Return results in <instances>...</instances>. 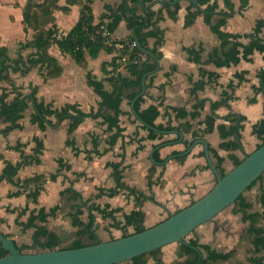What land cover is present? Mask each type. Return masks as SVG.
I'll return each instance as SVG.
<instances>
[{"label": "crops", "instance_id": "1", "mask_svg": "<svg viewBox=\"0 0 264 264\" xmlns=\"http://www.w3.org/2000/svg\"><path fill=\"white\" fill-rule=\"evenodd\" d=\"M26 2L27 0H0V46L6 47L10 57H15L20 43L31 40L36 32L32 27L26 29L23 24L22 11ZM126 2L127 0H92L90 6L95 21L105 13L120 10ZM181 2L183 6L178 10L176 19H171L164 13L163 18L157 22V28L161 30L160 41L158 42L156 37L147 39L149 47L156 48L160 55L158 57L154 55L156 59L147 55L156 65L147 75L150 78L145 79V86L146 82L149 84L141 98L139 97L137 104L140 109L156 104L160 111L156 119L157 123L170 121L172 125L177 126L189 121L194 130L203 129L205 116L214 112L216 114L214 128L202 137L208 144L210 154L215 152L224 158L222 166L227 172L234 166L232 157L241 160L264 139V131L261 134L255 131L261 122L264 124V91L254 89L259 86L258 71L264 66V59L261 52L254 51L249 60L240 59L235 65L216 66L212 62H205L211 54L222 53L228 45H223L222 39L211 30L202 15H198L191 25L184 26L183 19L186 12L184 6L188 1ZM232 2L233 9L230 12L224 0H210L211 4L216 5L211 23H217L222 17L221 13H228L226 23L221 27L222 30L238 36L245 43L247 39L243 37L244 33L252 30L256 19H264V0H248L246 7L240 12L238 11L240 0H232ZM57 4L59 7H67L66 9L52 8L55 34L60 37L65 35L77 21L81 4L67 3L66 0H57ZM159 6V2H156L153 7ZM48 26L49 24L46 28ZM131 33L133 31L127 28L124 21H121L110 35L113 39H124ZM190 49L200 50V63L190 59L188 53ZM33 50V47H27L22 49L21 53L27 55ZM46 51L57 60L61 68L59 73L43 76L38 67H33L24 75L11 73L7 80L0 83V87L10 89V84L13 83L20 87L26 96L29 94L31 85H36L38 99L52 102L54 106H60L65 102H78L87 112L91 107L96 109L99 100L98 95L86 83L87 71H90L97 79L104 78L106 73L130 76L127 67L123 64L113 70L108 64L104 67V63L113 56L105 51H100L95 57L86 54L82 65L77 64L69 54L62 52L55 43L51 42ZM202 67L216 72L217 76L209 77L205 74L202 77ZM202 81L203 87L194 89V86ZM130 92L131 89L124 91L120 104L123 111L119 114L122 134L113 147L101 155L94 154L90 136L98 135L100 150L107 147L105 139L110 132L105 131L106 124L102 123L101 117H85L70 135L67 134V119L55 127L47 126L45 129H40L36 123L31 122V114L34 112L32 102L19 119L21 128H11L4 132L9 122L0 118V173L5 160L18 164L22 162V154L33 155L34 136H38L43 141L39 161L21 164L13 176L15 181H22L34 175L47 178L37 203L28 200L27 190H23L19 185L6 178L0 180V231L13 239L18 247L23 248L33 243L34 228L23 230L15 220L18 210L25 205L28 206V210L20 216L19 221H26L29 210L32 208L44 206L47 209L55 204L60 206L57 215L50 217L46 223L36 221L47 230V234L40 237V243L47 241L52 244L57 238L59 240L57 245H59L70 237L61 232L63 228L69 230L76 227L72 226L69 213L76 210L80 200L71 193H60L69 186L79 191L82 199L90 198L89 203L101 206L108 203L110 207H117L119 210L116 213V220L120 225L123 223L124 213L141 209L144 212L143 223L149 227L201 197L214 185L216 177L211 168L206 167V158L199 154L203 146L198 143L182 161H177L173 157L162 164L154 163L156 167L152 180L155 182L148 187L147 174L153 163L149 158L152 147L163 139L174 138L175 135L163 134L160 139L140 140V137L147 135V131L139 127L140 121L131 112L127 98ZM12 96L13 94H10L8 98ZM202 99L205 100L204 108L194 119L189 116L179 118L171 110L175 107L191 111L195 103ZM221 99L225 103L212 110L210 104ZM239 115L244 116V119L239 120ZM239 124L242 127L231 136L220 137V128ZM184 136L189 138L190 134H184ZM68 137L73 139V146L65 143ZM18 143L22 145L19 149H15ZM182 148L183 145L179 143L164 145L159 153L161 157H167L172 150ZM59 158L68 163L70 168L62 169L52 180L49 176L56 172ZM110 163H118L116 176L121 177L127 185L140 190L143 196L121 189L113 196L101 195L95 198L97 187L115 186L116 176ZM80 174L81 176L78 177ZM262 190L264 191V173L233 204L223 209L212 220L199 225L189 235L217 251L232 250L228 259L217 260L210 264H246V262L254 264L252 258L260 259L264 256L263 250L255 251L252 237L246 232L250 220L245 218L248 213H258L257 224L264 226V206L260 202ZM16 191L20 193L10 194ZM146 196H152L153 199ZM94 214L98 236H101V233L98 234V228L104 222L106 227H103L102 232L107 237L103 240H108L111 236L119 237L122 228L110 227L113 223L112 219L102 217L97 212ZM80 217L83 221L87 220L86 209ZM126 229L131 231L133 226L128 225ZM36 248L41 250L37 245ZM178 249L179 244L173 242L161 247L156 255H147L144 259L146 264H175L184 259L178 256Z\"/></svg>", "mask_w": 264, "mask_h": 264}, {"label": "trees", "instance_id": "2", "mask_svg": "<svg viewBox=\"0 0 264 264\" xmlns=\"http://www.w3.org/2000/svg\"><path fill=\"white\" fill-rule=\"evenodd\" d=\"M66 1L67 3L81 4L79 16L73 27L65 35L57 37L55 34L56 28L54 17L51 14L53 11L52 8L66 9L67 7H59L57 0H27L22 11L23 24L25 25L26 29L27 27H32L36 30V32L31 40L20 43L15 57H10L8 55L5 46H0V83L7 80L11 73H19L20 75H24L28 73L33 67H38L43 76H53L59 73L61 68L58 65L57 60L53 56H50L46 51L51 42L55 43L62 52L69 54L70 57L79 65H82L85 61L86 54L91 57H95L100 51L111 53L113 56L109 61L104 63L103 66L105 67V65L108 64L111 66V70H113L119 65L123 64L127 67L130 76L125 77L119 74L109 75V73H106L104 78L97 79L91 74L90 71H87L85 74L86 83L99 97L96 109L91 107L87 112L80 107L78 102H65L60 106H54L52 102H46L43 99H38L36 96V85H31L29 94L26 96H24V93L21 91L20 87L14 85L13 83L10 84V89L8 87L1 86L0 100L4 104H0V118L9 122V125L4 129V132L10 130L11 128H21L22 125L19 123V119L22 117L23 111L30 105L31 98L34 99V112L31 114L30 120L31 122L36 123L40 129H45L47 126L55 127L61 121L67 119V134L70 135L82 123L85 117H101L102 123L106 124L105 131L110 132L108 137L105 139L107 147L103 150H100L98 148L100 143L98 135H90L94 154L101 155L107 150L111 149L116 143L118 137L122 134V127L119 125V114L123 112L120 104L124 91L131 89V92L127 94L128 101L130 102L141 89V79L143 75L146 72L152 70L156 63L151 61L149 56L143 54L137 48L136 44L131 48L127 47L126 45L121 48H116L113 42L108 44L106 41L107 37L103 35V29H101L100 26L104 25L105 29L113 32L118 24L121 21H124L127 28L132 30L133 33H131L127 38L114 39V41L121 40L125 42H131L134 41V38H136L142 47L150 50L158 57L160 52H158V50L154 47H149L147 39L149 37H156L157 41H160L161 30L157 28V22L163 18L164 13H166L169 18L176 19L178 10L183 6V2L177 1L172 4L171 1L174 0H164L159 2L160 6L158 8H154L153 6L156 0H127L126 4L120 10L105 13L101 15L97 21H95L90 6L92 0ZM224 2L226 7L230 10V12H232V0H224ZM247 3L248 0H240L238 11H242L246 7ZM184 7L186 10L183 19L184 26L191 25L198 15H202L203 20L208 25H210L211 30L217 33L222 39L223 45H228V48L222 53L218 54L215 52L211 54L205 62H212L216 66L235 65L240 59L249 60L250 55L254 51L261 52L264 59V19H256L252 30L244 33L243 37L247 39V42L244 43L238 38V36L222 30L221 27L226 23L227 16L229 15L228 13H221L222 17L220 20L215 24L211 23V17L215 13L216 5L211 4L210 0H197V5L188 2ZM49 8L51 10H49ZM48 24L49 26L46 28V25ZM27 47H33L34 50L29 52L27 55H23L21 50ZM199 52L200 50L190 49L188 51L190 54V59L200 63L201 60ZM205 74H207L209 77L217 76L216 72L208 71L202 67V77ZM258 76L259 86L254 87V89L258 91H264V66L259 69ZM149 78L150 76L146 77L145 79L147 80ZM148 84L149 83L146 82V86ZM203 84V81L197 83L194 86V89L203 87ZM10 94H13V96L9 99L8 97ZM140 98L135 101L134 107L139 116L144 121L158 129H178L182 131L183 138L175 144H182L183 148L174 149L168 154L175 155L174 158L177 161H182L187 156V154L179 155L178 153L185 150L192 143V141L202 137V135L205 133L211 132L214 128V123L216 120V114L214 112H211L205 116V119L203 120L204 127L201 130L192 129V123L189 121H185L181 124H178L177 126L172 125L170 121L166 123H157L156 119L160 113L158 106L156 104H150L147 107L140 109L137 104ZM222 103H225L223 99L212 102L210 104V108L215 110ZM204 104L205 100L202 99L195 103L191 111H186L183 108L175 107L171 108V110L174 111L175 115L179 118H185L189 116L191 119H194L200 114V111L204 108ZM238 119L243 120L244 116L239 115ZM133 121H135V119H133ZM139 127L147 131V135L140 137V140H155L160 139L163 136V134H160L153 129L147 128L141 122ZM241 127L242 125L239 124L220 128L219 135L221 138H227L238 131ZM255 131L257 134H261L264 131V124L261 122ZM184 134H190V137L186 138ZM174 135V138L163 139L159 143L177 140L178 135ZM32 140L35 142L33 155L22 154V162L18 164H12L11 162L5 160V165L2 172L0 173V180L6 178L10 182L19 185L23 188V190H27L26 197L28 200L37 203L38 196L47 178L41 175H34L25 178L22 181H15L13 179L17 168L21 164L39 161V155L43 150V141L38 136H34ZM263 142L264 139L256 147L260 146ZM65 143L71 146L74 144L73 139L69 137L66 139ZM156 144H154V146ZM21 145L22 143H18L14 148L19 149ZM160 148L154 150L153 152V158L157 162H162L166 158V156H160ZM199 154L205 157L204 150H201ZM210 156L219 175L223 176L226 173L224 167L222 166L224 158L215 152H212ZM232 159L234 161V165L240 161L234 157H232ZM57 161L58 168L56 172L50 174L49 176V178L52 180L56 178L62 169L68 170L70 168V165L66 162H63V159L59 158ZM110 166H112L113 173L116 176L118 163H110ZM208 166L209 165L207 163L206 167ZM155 167L156 164L152 163L148 170V187H150L155 182L152 180ZM79 176H81V174L78 175V177ZM259 177L254 180L247 189L251 188L259 179ZM121 189H126L132 193H138L139 195L143 196V193L140 190L127 185L121 180V177L116 176L114 187H97V193L94 195V197L97 198L101 195L113 196ZM19 193L20 191H16L10 194ZM60 193H71L72 195L79 198V206L75 211L69 213V216L71 218L72 226L79 227L81 229V233L87 235L89 242L84 243L81 237H77L71 241L70 245L58 248H75L100 241L101 239L96 233L97 227L95 225L94 212H97L102 217L112 219L113 223L110 225V227L122 228L120 236H124L132 232H138L146 228L143 223L144 212L141 209H134L129 213H124L123 223L120 225L119 221L116 220V213L119 210L117 207H110L108 203H105L104 206L95 203H89L90 198L82 199L81 193L72 188V186L67 187ZM146 197L153 199L152 196ZM260 202L264 206L263 190L260 192ZM59 209L60 206L58 204H55L54 206H51L47 209L44 206L32 208L29 210L26 221H19V218L28 210V206L25 205L18 210L15 220L22 226V229L26 230L30 227L34 228L33 243L32 245L27 246V248L36 247V245L41 248V250L57 248L56 245L59 242L57 238H55V241L52 244L47 241L44 243L39 242L40 237L47 234V230L44 226L38 225L37 222L46 223L50 217L52 218L57 215ZM85 209L87 210V220L83 221L80 216L84 213ZM12 210L14 211V209ZM258 217L259 214L255 212L248 213L246 215L245 218L250 220V225L246 229V232L252 237V244L255 251H264V226L257 224ZM128 225L133 226L132 232H127L126 226ZM189 234L181 242H176L179 244L178 256L184 257V259L176 262L175 264H210L217 260H226L232 254V250L227 252L217 251L208 244L200 243L196 237L189 236ZM112 238L115 237H111L109 239ZM18 248L22 250V247ZM160 249L161 247L137 255L129 260L112 264H146L144 257L147 255L154 256L160 251ZM6 253L7 251L0 246V256L5 255ZM252 262L254 264H264V256L260 259L256 257L252 258Z\"/></svg>", "mask_w": 264, "mask_h": 264}, {"label": "water", "instance_id": "3", "mask_svg": "<svg viewBox=\"0 0 264 264\" xmlns=\"http://www.w3.org/2000/svg\"><path fill=\"white\" fill-rule=\"evenodd\" d=\"M164 0H156L162 2ZM183 0H174L171 3ZM197 5V0H187ZM137 48L145 55L156 57L151 51L142 47L136 38ZM152 71L146 72L141 79V89L130 101L131 112L134 117L147 128L160 134H176L177 140L158 143L152 147L149 158L153 163H165L175 155L167 156L162 162L153 158L154 150L179 142L183 138L182 131L178 129H158L144 121L134 107L135 101L145 92V78ZM34 106V99L31 98ZM0 104H4L0 100ZM201 143L206 161L213 171L216 181L214 185L201 197L193 200L188 205L170 213L158 223L145 229L96 243L85 244L75 248H54L23 252L18 248L13 239L5 236L0 231V246L7 253L0 256V264H112L129 260L142 253L163 247L173 242H181L190 232L199 225L212 220L223 209L233 204L248 186L264 173V142L253 149L220 176L210 156L208 144L203 137L197 138L179 155L188 154L192 148Z\"/></svg>", "mask_w": 264, "mask_h": 264}, {"label": "rangeland", "instance_id": "4", "mask_svg": "<svg viewBox=\"0 0 264 264\" xmlns=\"http://www.w3.org/2000/svg\"><path fill=\"white\" fill-rule=\"evenodd\" d=\"M19 33H17V35H18ZM106 227V225L104 224V222H103V224L101 225L100 224V226H99V232H98V234L99 233H101L100 235L101 236H98L101 240H103V238H105V237H107V235L105 234V233H103L102 231H104V228ZM133 231V229H131V231H128L127 230V232L129 233V232H132ZM61 234H64V235H70V237L66 240V241H62V243L61 244H59V245H56V247L58 248V247H63V246H68V245H70L71 244V241H72V237H75V238H77V237H81V239H82V241L84 242V243H87V242H89V239L87 238V235H84V234H82L81 233V229L79 228V227H75V228H70L69 230H66L65 228H63V232H61ZM120 234L121 233H119V236H120ZM103 235V236H102ZM190 235V234H189ZM112 237V236H111ZM110 237V238H111ZM168 245V244H167ZM164 247V246H163ZM39 249H37L36 247H32V248H27V246L26 247H23L22 248V251L23 252H34V251H38ZM246 264H249V263H247L246 262Z\"/></svg>", "mask_w": 264, "mask_h": 264}, {"label": "built area", "instance_id": "5", "mask_svg": "<svg viewBox=\"0 0 264 264\" xmlns=\"http://www.w3.org/2000/svg\"><path fill=\"white\" fill-rule=\"evenodd\" d=\"M101 29H103V34L106 35V41L108 44H111L113 42L114 46L116 48H121L123 47L124 45H126L127 47L131 48L133 45H135V42L134 41H131V42H125V41H121V40H116L114 41V39L111 37V32L108 31L107 29H105L104 25H101L100 26Z\"/></svg>", "mask_w": 264, "mask_h": 264}]
</instances>
